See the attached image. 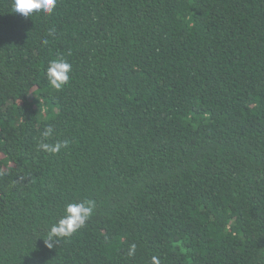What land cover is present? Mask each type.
I'll return each instance as SVG.
<instances>
[{
    "label": "trees",
    "instance_id": "1",
    "mask_svg": "<svg viewBox=\"0 0 264 264\" xmlns=\"http://www.w3.org/2000/svg\"><path fill=\"white\" fill-rule=\"evenodd\" d=\"M13 4L0 0V264H264V0ZM52 59L72 65L59 91ZM84 200L85 225L48 248Z\"/></svg>",
    "mask_w": 264,
    "mask_h": 264
},
{
    "label": "clouds",
    "instance_id": "2",
    "mask_svg": "<svg viewBox=\"0 0 264 264\" xmlns=\"http://www.w3.org/2000/svg\"><path fill=\"white\" fill-rule=\"evenodd\" d=\"M57 6V0H14L13 7L15 12L24 17H30L33 13H43L51 15ZM72 65L65 59H52L48 62L46 77L51 87L57 91L67 84L70 79ZM52 129L47 128L43 132L44 137L52 134ZM61 144L54 146L41 143L40 148L44 151L57 152ZM94 202L84 200L78 203H68L63 208V215L51 225L48 232V239L45 244L52 248L57 238L68 237L81 229L94 211ZM135 245L131 246L130 254L134 253ZM152 264H159L156 257L152 258Z\"/></svg>",
    "mask_w": 264,
    "mask_h": 264
}]
</instances>
